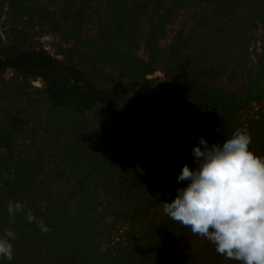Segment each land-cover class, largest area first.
<instances>
[{"label": "rangeland", "instance_id": "1", "mask_svg": "<svg viewBox=\"0 0 264 264\" xmlns=\"http://www.w3.org/2000/svg\"><path fill=\"white\" fill-rule=\"evenodd\" d=\"M34 53L115 90L136 131L188 158L237 129L264 157V0H4L0 19V234L15 233L0 264H240L163 213L184 164L52 104L16 59Z\"/></svg>", "mask_w": 264, "mask_h": 264}, {"label": "clouds", "instance_id": "2", "mask_svg": "<svg viewBox=\"0 0 264 264\" xmlns=\"http://www.w3.org/2000/svg\"><path fill=\"white\" fill-rule=\"evenodd\" d=\"M246 129L235 130L229 138L209 144L203 137L191 148L193 166L182 165L176 195L164 202L163 213L215 246L225 259L240 264H264V157L250 150ZM10 222L25 212L21 202L7 206ZM28 223L42 233L50 228L30 210ZM14 231L0 234V258L13 259Z\"/></svg>", "mask_w": 264, "mask_h": 264}, {"label": "trees", "instance_id": "3", "mask_svg": "<svg viewBox=\"0 0 264 264\" xmlns=\"http://www.w3.org/2000/svg\"><path fill=\"white\" fill-rule=\"evenodd\" d=\"M16 59L27 61L28 67L46 78L47 94L52 104L68 106L76 113L92 110L96 120L111 132L124 136L131 143L166 151L178 162L193 166V158L186 157L171 138H156L143 130L136 131L134 114L117 107L115 90L95 88L81 70L63 66L59 60L44 53L19 54Z\"/></svg>", "mask_w": 264, "mask_h": 264}, {"label": "water", "instance_id": "4", "mask_svg": "<svg viewBox=\"0 0 264 264\" xmlns=\"http://www.w3.org/2000/svg\"><path fill=\"white\" fill-rule=\"evenodd\" d=\"M3 10H4V0H0V19L2 17Z\"/></svg>", "mask_w": 264, "mask_h": 264}]
</instances>
